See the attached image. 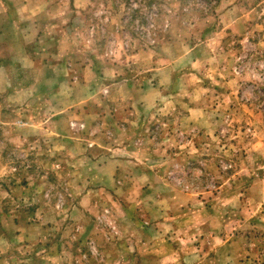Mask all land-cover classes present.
<instances>
[{
    "label": "rangeland",
    "instance_id": "374dc122",
    "mask_svg": "<svg viewBox=\"0 0 264 264\" xmlns=\"http://www.w3.org/2000/svg\"><path fill=\"white\" fill-rule=\"evenodd\" d=\"M38 1L56 135L0 82V264H264V0Z\"/></svg>",
    "mask_w": 264,
    "mask_h": 264
},
{
    "label": "crops",
    "instance_id": "0c3cea01",
    "mask_svg": "<svg viewBox=\"0 0 264 264\" xmlns=\"http://www.w3.org/2000/svg\"><path fill=\"white\" fill-rule=\"evenodd\" d=\"M38 3V0H27L25 3H18L15 10L7 11L9 32L5 42L0 43V46L6 49V52L0 49V82H4L5 88L9 90L6 105L10 108L5 119L12 123L14 130L18 128L23 137L29 135L30 123L34 126L31 129L33 131L38 129L36 131L39 135L56 132L48 126L46 128L45 123L50 118L45 119V116H41L42 108L45 106L42 105L50 93L49 90L48 94L43 93L47 90L45 88H48L49 81L45 78L47 67L50 65L47 59L48 50L44 48L43 34L40 32V17H42L40 14L44 8L38 6ZM2 73H5L4 77L1 76ZM54 93L52 90V94ZM32 103H36V111L26 113L28 108H24L23 105L28 107L33 105ZM0 105L3 106L2 102ZM51 105L53 106V102ZM80 118L88 122L90 115L84 111ZM55 121L56 119L52 120L54 124ZM34 122L36 124H33Z\"/></svg>",
    "mask_w": 264,
    "mask_h": 264
}]
</instances>
